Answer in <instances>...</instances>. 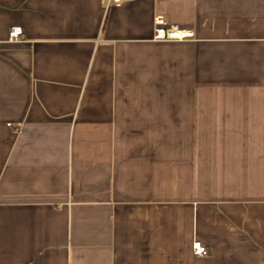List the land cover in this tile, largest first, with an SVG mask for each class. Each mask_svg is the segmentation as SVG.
Segmentation results:
<instances>
[{"label":"crops","instance_id":"crops-1","mask_svg":"<svg viewBox=\"0 0 264 264\" xmlns=\"http://www.w3.org/2000/svg\"><path fill=\"white\" fill-rule=\"evenodd\" d=\"M105 3L0 0V264H264V0Z\"/></svg>","mask_w":264,"mask_h":264},{"label":"built area","instance_id":"built-area-1","mask_svg":"<svg viewBox=\"0 0 264 264\" xmlns=\"http://www.w3.org/2000/svg\"><path fill=\"white\" fill-rule=\"evenodd\" d=\"M135 0H106L105 7L107 11L115 7H120L124 4ZM22 29L20 27H12L9 33V40L14 41L20 39L22 36ZM196 38L195 32L181 28L178 26L169 25L163 16L155 18V29L153 40L156 42H183L194 40ZM193 253L196 256H206L208 254L207 247L199 240H195L192 245Z\"/></svg>","mask_w":264,"mask_h":264}]
</instances>
